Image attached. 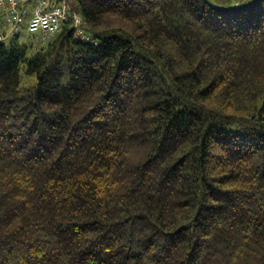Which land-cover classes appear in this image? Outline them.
<instances>
[{
	"label": "trees",
	"instance_id": "trees-1",
	"mask_svg": "<svg viewBox=\"0 0 264 264\" xmlns=\"http://www.w3.org/2000/svg\"><path fill=\"white\" fill-rule=\"evenodd\" d=\"M68 3L0 43V264H264V0Z\"/></svg>",
	"mask_w": 264,
	"mask_h": 264
},
{
	"label": "built area",
	"instance_id": "built-area-1",
	"mask_svg": "<svg viewBox=\"0 0 264 264\" xmlns=\"http://www.w3.org/2000/svg\"><path fill=\"white\" fill-rule=\"evenodd\" d=\"M69 17L68 0H0V43L26 34H37L39 41L55 37ZM73 19L81 22L77 13Z\"/></svg>",
	"mask_w": 264,
	"mask_h": 264
},
{
	"label": "water",
	"instance_id": "water-1",
	"mask_svg": "<svg viewBox=\"0 0 264 264\" xmlns=\"http://www.w3.org/2000/svg\"><path fill=\"white\" fill-rule=\"evenodd\" d=\"M210 6H212L213 8L220 10V11H235V10H240V9H244L247 7H252L256 4L257 0H252L251 3L247 6H234V7H221L219 5L214 4L211 0H205Z\"/></svg>",
	"mask_w": 264,
	"mask_h": 264
},
{
	"label": "rangeland",
	"instance_id": "rangeland-1",
	"mask_svg": "<svg viewBox=\"0 0 264 264\" xmlns=\"http://www.w3.org/2000/svg\"><path fill=\"white\" fill-rule=\"evenodd\" d=\"M53 39H54V37H52V38H45V37H43V38H41V41H39V43L40 42H43V43L50 42ZM10 40H12V38ZM29 40H31V38Z\"/></svg>",
	"mask_w": 264,
	"mask_h": 264
},
{
	"label": "bare ground",
	"instance_id": "bare-ground-1",
	"mask_svg": "<svg viewBox=\"0 0 264 264\" xmlns=\"http://www.w3.org/2000/svg\"><path fill=\"white\" fill-rule=\"evenodd\" d=\"M249 5V4H248ZM245 6V5H244ZM247 6V5H246ZM239 7H241V6H239ZM84 38L87 40V41H89L90 40V37L89 36H87V35H85L84 36Z\"/></svg>",
	"mask_w": 264,
	"mask_h": 264
}]
</instances>
